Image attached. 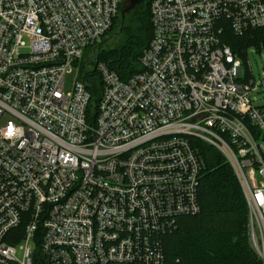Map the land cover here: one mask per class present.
Returning <instances> with one entry per match:
<instances>
[{
	"label": "built area",
	"instance_id": "built-area-1",
	"mask_svg": "<svg viewBox=\"0 0 264 264\" xmlns=\"http://www.w3.org/2000/svg\"><path fill=\"white\" fill-rule=\"evenodd\" d=\"M120 6L0 0V264H169L162 238L201 211L195 141L231 166L264 264V106L225 39L264 28V0H150L140 72L100 64L92 106L78 63Z\"/></svg>",
	"mask_w": 264,
	"mask_h": 264
},
{
	"label": "trees",
	"instance_id": "trees-1",
	"mask_svg": "<svg viewBox=\"0 0 264 264\" xmlns=\"http://www.w3.org/2000/svg\"><path fill=\"white\" fill-rule=\"evenodd\" d=\"M114 20L101 41L85 50L78 63L81 80L92 95V106L103 89L98 66L104 64L122 80L140 71V56L152 38L150 0ZM232 48L261 47L264 28L237 37L228 30ZM111 41V43H110ZM203 162L199 202L195 216L178 219L176 230L164 236L169 264H262L251 247L247 232L248 209L239 181L225 157L216 148L195 141Z\"/></svg>",
	"mask_w": 264,
	"mask_h": 264
},
{
	"label": "rangeland",
	"instance_id": "rangeland-1",
	"mask_svg": "<svg viewBox=\"0 0 264 264\" xmlns=\"http://www.w3.org/2000/svg\"><path fill=\"white\" fill-rule=\"evenodd\" d=\"M123 1V8L125 9L129 5V0H120ZM111 43V41H110ZM242 61H245L247 66L250 67L252 71L253 77L257 85L259 86L258 89L251 94V99L254 102V105L257 106H264V85L262 84V79L264 75V45L261 47H254L251 46L248 48L246 56L241 58ZM245 59V60H243ZM65 80H64V89L65 92H71L73 90L74 84L76 82V78L78 76V72L76 69L68 71L65 73ZM19 256L22 255L21 252L18 254Z\"/></svg>",
	"mask_w": 264,
	"mask_h": 264
},
{
	"label": "water",
	"instance_id": "water-1",
	"mask_svg": "<svg viewBox=\"0 0 264 264\" xmlns=\"http://www.w3.org/2000/svg\"><path fill=\"white\" fill-rule=\"evenodd\" d=\"M148 0H129V5L122 10L121 16L124 19L125 15L134 10L137 6L141 5L142 3H146Z\"/></svg>",
	"mask_w": 264,
	"mask_h": 264
}]
</instances>
